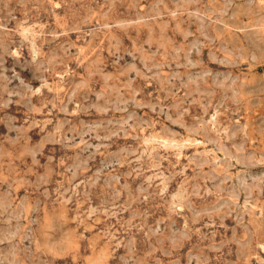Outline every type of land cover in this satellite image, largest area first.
Returning a JSON list of instances; mask_svg holds the SVG:
<instances>
[{"label":"rangeland","instance_id":"374dc122","mask_svg":"<svg viewBox=\"0 0 264 264\" xmlns=\"http://www.w3.org/2000/svg\"><path fill=\"white\" fill-rule=\"evenodd\" d=\"M0 264H264V0H0Z\"/></svg>","mask_w":264,"mask_h":264}]
</instances>
